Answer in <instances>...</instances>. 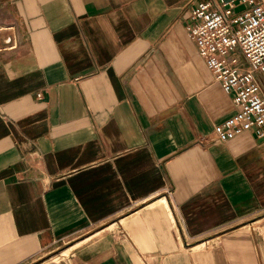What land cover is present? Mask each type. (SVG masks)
Returning a JSON list of instances; mask_svg holds the SVG:
<instances>
[{
    "label": "crops",
    "instance_id": "obj_1",
    "mask_svg": "<svg viewBox=\"0 0 264 264\" xmlns=\"http://www.w3.org/2000/svg\"><path fill=\"white\" fill-rule=\"evenodd\" d=\"M200 1L0 0V264H264V138L213 133Z\"/></svg>",
    "mask_w": 264,
    "mask_h": 264
},
{
    "label": "built area",
    "instance_id": "obj_2",
    "mask_svg": "<svg viewBox=\"0 0 264 264\" xmlns=\"http://www.w3.org/2000/svg\"><path fill=\"white\" fill-rule=\"evenodd\" d=\"M186 28L215 79L234 96L235 112L213 133L222 141L249 130L264 138V0H201ZM17 40L5 48H16Z\"/></svg>",
    "mask_w": 264,
    "mask_h": 264
},
{
    "label": "rangeland",
    "instance_id": "obj_3",
    "mask_svg": "<svg viewBox=\"0 0 264 264\" xmlns=\"http://www.w3.org/2000/svg\"><path fill=\"white\" fill-rule=\"evenodd\" d=\"M59 252H60V249H57V250L53 251V253L51 254V256L57 255Z\"/></svg>",
    "mask_w": 264,
    "mask_h": 264
}]
</instances>
